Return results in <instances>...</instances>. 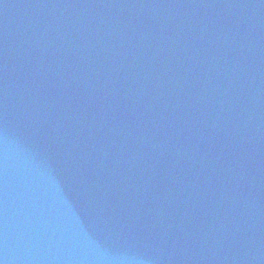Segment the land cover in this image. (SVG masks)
Wrapping results in <instances>:
<instances>
[{"label": "water", "instance_id": "water-1", "mask_svg": "<svg viewBox=\"0 0 264 264\" xmlns=\"http://www.w3.org/2000/svg\"><path fill=\"white\" fill-rule=\"evenodd\" d=\"M0 264H264V0H0Z\"/></svg>", "mask_w": 264, "mask_h": 264}]
</instances>
